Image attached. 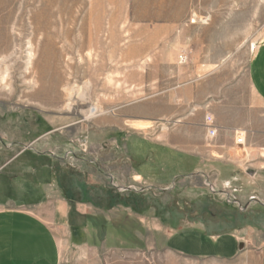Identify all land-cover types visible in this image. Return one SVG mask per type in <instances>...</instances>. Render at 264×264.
<instances>
[{"label": "rangeland", "instance_id": "374dc122", "mask_svg": "<svg viewBox=\"0 0 264 264\" xmlns=\"http://www.w3.org/2000/svg\"><path fill=\"white\" fill-rule=\"evenodd\" d=\"M47 21L51 30L39 32ZM263 40L264 0H0V167L47 156L64 166L91 160L110 177L135 140V106L148 103L176 139L184 127L200 139L207 114L263 125L249 80ZM53 64L62 82L50 105L36 95ZM95 106L100 114L88 118ZM180 193L172 188L173 203L184 202ZM123 262L206 264L168 250Z\"/></svg>", "mask_w": 264, "mask_h": 264}, {"label": "crops", "instance_id": "0c3cea01", "mask_svg": "<svg viewBox=\"0 0 264 264\" xmlns=\"http://www.w3.org/2000/svg\"><path fill=\"white\" fill-rule=\"evenodd\" d=\"M249 80L264 102V40ZM207 116L216 137L201 118L200 139H189L187 127L176 139L154 103L135 106V140L126 159L115 157L122 168L110 177L91 160L64 166L45 156L24 168L1 166L0 264H104L108 255L124 264L125 255L159 250L206 264H264V123ZM177 186L184 202L170 197Z\"/></svg>", "mask_w": 264, "mask_h": 264}, {"label": "bare ground", "instance_id": "6f19581e", "mask_svg": "<svg viewBox=\"0 0 264 264\" xmlns=\"http://www.w3.org/2000/svg\"><path fill=\"white\" fill-rule=\"evenodd\" d=\"M46 20V19H45ZM52 25L50 22H46L44 23V25L42 27H40L39 32H48L49 30H51ZM48 30V31H47ZM47 37H50V34H46ZM51 38V37H50ZM56 64H53V66H51V70L50 68L46 67H42L40 73H39V79L38 82L41 84L40 86V90L37 93L36 97L38 98H42L45 102H47V104L53 105L56 102V98L55 100H53L51 98L52 94H56L57 97V93L59 90V86L62 82V76L61 73H59V71H57L56 69ZM87 86V85H86ZM75 91V90H73ZM79 92V91H78ZM77 92V93H78ZM75 93V92H74ZM84 94V93H82ZM70 95V94H69ZM80 95V94H79ZM74 96V95H73ZM72 97V96H71ZM80 97V96H79ZM84 97V96H83ZM58 100V98H57ZM54 102V103H53ZM72 103V101H69ZM70 104V103H69ZM71 105L68 106V108H70ZM98 114H100V108L98 106L93 107L89 113H88V118H92L97 116Z\"/></svg>", "mask_w": 264, "mask_h": 264}, {"label": "built area", "instance_id": "2783aa9c", "mask_svg": "<svg viewBox=\"0 0 264 264\" xmlns=\"http://www.w3.org/2000/svg\"><path fill=\"white\" fill-rule=\"evenodd\" d=\"M182 60L185 61L184 57H182ZM206 127H207V132H208L209 136L212 138L216 137L217 131L214 127V119L212 116L206 117ZM236 143L240 146L245 145V139L242 137V135L238 134V138L236 140ZM209 187H210V190L212 193L218 194L216 188L213 185H209ZM228 201L230 202L229 199H228Z\"/></svg>", "mask_w": 264, "mask_h": 264}]
</instances>
